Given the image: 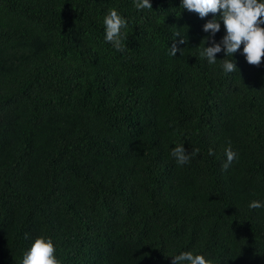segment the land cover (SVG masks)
I'll return each mask as SVG.
<instances>
[{
  "label": "trees",
  "instance_id": "16d2710c",
  "mask_svg": "<svg viewBox=\"0 0 264 264\" xmlns=\"http://www.w3.org/2000/svg\"><path fill=\"white\" fill-rule=\"evenodd\" d=\"M151 3L0 0V264L39 235L62 264H172L183 251L264 264V208H249L264 203V63L242 46L224 73L223 52L214 65L199 55L212 14ZM112 7L128 21L124 52L105 41ZM174 41L183 55L168 54ZM177 143L199 153L179 166Z\"/></svg>",
  "mask_w": 264,
  "mask_h": 264
},
{
  "label": "clouds",
  "instance_id": "9594fccd",
  "mask_svg": "<svg viewBox=\"0 0 264 264\" xmlns=\"http://www.w3.org/2000/svg\"><path fill=\"white\" fill-rule=\"evenodd\" d=\"M134 6L137 10L153 9L151 0H134ZM181 7L190 13L198 14L201 19L212 14L213 18L203 25V31L209 35L205 36L199 45L200 57L206 58L210 65L216 64L217 54L223 52L225 58L219 60L223 72L226 74L235 72L237 65L233 56L242 46L241 54L249 65L258 67L264 63V0H181ZM221 21L226 34L217 42L215 37L221 31ZM103 25L105 41L117 51L124 52L126 46L123 41L127 38L125 31L128 26L127 19L112 7L105 14ZM174 34L176 37H181L179 44L187 43V39L179 30ZM209 43L211 46H205ZM177 52L183 55V49L174 41L168 54L176 57ZM198 153L199 149L193 148L189 154L184 144L177 143L170 155L177 165L183 166ZM208 154L215 155V152L209 148ZM225 155L226 162L223 163L222 168L227 171L237 158L230 144L225 149ZM249 208H264V203L254 200L250 202ZM171 257L172 264H214L212 259H207L203 254H194L193 251H183ZM17 264H62V261L56 255L54 240L50 236L39 235L32 240L30 248L23 252L22 259Z\"/></svg>",
  "mask_w": 264,
  "mask_h": 264
}]
</instances>
